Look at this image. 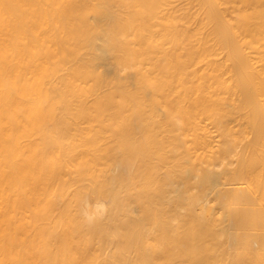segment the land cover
Returning <instances> with one entry per match:
<instances>
[{
	"label": "bare ground",
	"instance_id": "obj_1",
	"mask_svg": "<svg viewBox=\"0 0 264 264\" xmlns=\"http://www.w3.org/2000/svg\"><path fill=\"white\" fill-rule=\"evenodd\" d=\"M0 264H264V0H0Z\"/></svg>",
	"mask_w": 264,
	"mask_h": 264
},
{
	"label": "rangeland",
	"instance_id": "obj_2",
	"mask_svg": "<svg viewBox=\"0 0 264 264\" xmlns=\"http://www.w3.org/2000/svg\"><path fill=\"white\" fill-rule=\"evenodd\" d=\"M104 67H102V69H103Z\"/></svg>",
	"mask_w": 264,
	"mask_h": 264
}]
</instances>
